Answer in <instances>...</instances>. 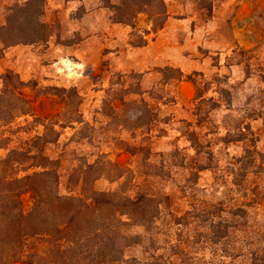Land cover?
<instances>
[{"label": "rangeland", "instance_id": "obj_1", "mask_svg": "<svg viewBox=\"0 0 264 264\" xmlns=\"http://www.w3.org/2000/svg\"><path fill=\"white\" fill-rule=\"evenodd\" d=\"M26 1L0 0V23L7 8ZM163 1L168 16L153 30L144 14L134 29L113 23L101 0H44L47 42L0 44V94L1 77L11 72L23 83L13 79L32 114L2 128L0 158L25 149L43 132L39 123H46L52 126L46 135L51 142L43 153L56 163L61 195L70 194L71 170L97 159L109 175L95 181L100 191L118 190L114 174L131 170L134 176L150 174L144 175L147 189L162 186L169 194L156 227L145 233L130 229L140 237L125 249L124 259L250 264L243 255L246 234L236 231L235 238L215 244L209 222L217 209L255 202L247 235L252 249L264 253V0ZM190 42L191 51L180 53L196 62L177 52L175 64L160 59L162 51ZM181 81L189 85L182 93ZM141 100L156 118L147 128H133L137 117L144 119ZM11 101L10 95L4 98L5 109ZM246 150L256 151L255 162L246 158V168L238 170L233 159ZM195 162L207 168L194 182ZM21 201L27 212L31 195L23 194Z\"/></svg>", "mask_w": 264, "mask_h": 264}, {"label": "trees", "instance_id": "obj_2", "mask_svg": "<svg viewBox=\"0 0 264 264\" xmlns=\"http://www.w3.org/2000/svg\"><path fill=\"white\" fill-rule=\"evenodd\" d=\"M101 1L109 9L113 23L133 29L140 14L146 15V23L153 30L160 29L168 16L163 0ZM43 15L44 0H28L7 8L3 23H0V44L7 48L46 43L51 30L43 21ZM14 78L17 84L23 85L11 72L1 77L0 149L5 148L2 128L19 117L32 115L29 100L15 92ZM8 95L12 104L5 109L2 101ZM140 102L145 109L144 119L141 122L137 117L133 128H147L156 118L152 109L143 100ZM39 124L43 132L33 136L25 149H11L0 158V264H134L133 260L124 259L125 249L137 245L140 237L130 229L139 228L145 233L156 227L161 211L171 201L169 194L159 185V188L147 189L145 176L150 174L134 176L131 170L114 174L118 190L100 191L94 186L95 181L105 176L109 178V175L102 171L104 163L97 159L74 167L68 181L73 185L70 194L61 195L56 163L43 153L45 144L51 142L46 135L52 126ZM205 153L210 160V151ZM254 154L255 150H246L245 156L233 159L232 166L245 169V159L251 160L249 164L255 162V159L252 161ZM149 157L150 154L143 160ZM158 157L163 159L161 154ZM206 168L193 163L190 177L194 182L198 172ZM29 170L33 171L27 173ZM21 172L25 174L19 175ZM125 175L130 177L125 178ZM25 193L31 195V207L27 212L21 201ZM254 205L255 202L247 201L229 210L217 209L219 215L210 220L209 227L215 244L235 238L236 231L244 232L247 249L243 255L250 264H264V253L259 255L252 249L253 243L247 235L250 233L249 209ZM175 220L172 219V224L178 223Z\"/></svg>", "mask_w": 264, "mask_h": 264}, {"label": "crops", "instance_id": "obj_3", "mask_svg": "<svg viewBox=\"0 0 264 264\" xmlns=\"http://www.w3.org/2000/svg\"><path fill=\"white\" fill-rule=\"evenodd\" d=\"M168 26H169V24H168ZM166 27H167V24L164 26V28H162L160 30V32H164ZM197 45H199V42H196L194 46H197ZM192 46H193V44L191 42H190V44L184 45V46L174 45L171 48H168V49L162 51L160 53L159 57H160V59L164 58L166 63L175 64L174 62L178 61V58L176 57V54H175L177 52V55H179V57L184 58L189 63V62H191L190 56H184L185 54L184 53L181 54L180 52H183L184 50L191 51ZM196 61L197 60H194V62H196ZM194 62L192 61L191 63H194ZM179 88H180L181 93H182V92H185L187 89H189V85L187 83H184L183 81H181Z\"/></svg>", "mask_w": 264, "mask_h": 264}]
</instances>
